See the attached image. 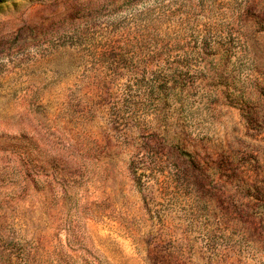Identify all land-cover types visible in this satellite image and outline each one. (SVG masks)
<instances>
[{
  "label": "rangeland",
  "instance_id": "1",
  "mask_svg": "<svg viewBox=\"0 0 264 264\" xmlns=\"http://www.w3.org/2000/svg\"><path fill=\"white\" fill-rule=\"evenodd\" d=\"M0 264H264V0H0Z\"/></svg>",
  "mask_w": 264,
  "mask_h": 264
}]
</instances>
